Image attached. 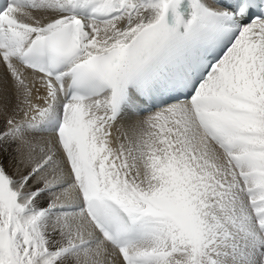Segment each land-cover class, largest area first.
Returning a JSON list of instances; mask_svg holds the SVG:
<instances>
[{"label": "snow or ice", "instance_id": "1", "mask_svg": "<svg viewBox=\"0 0 264 264\" xmlns=\"http://www.w3.org/2000/svg\"><path fill=\"white\" fill-rule=\"evenodd\" d=\"M0 264H264V0H3Z\"/></svg>", "mask_w": 264, "mask_h": 264}, {"label": "bare ground", "instance_id": "2", "mask_svg": "<svg viewBox=\"0 0 264 264\" xmlns=\"http://www.w3.org/2000/svg\"><path fill=\"white\" fill-rule=\"evenodd\" d=\"M9 171L11 172V169H9Z\"/></svg>", "mask_w": 264, "mask_h": 264}]
</instances>
